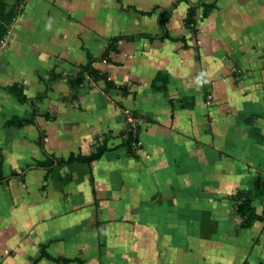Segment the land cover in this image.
Returning <instances> with one entry per match:
<instances>
[{"label": "crops", "instance_id": "1", "mask_svg": "<svg viewBox=\"0 0 264 264\" xmlns=\"http://www.w3.org/2000/svg\"><path fill=\"white\" fill-rule=\"evenodd\" d=\"M89 63L110 83L74 84ZM0 154V264H264V219L235 199L264 176V0H24Z\"/></svg>", "mask_w": 264, "mask_h": 264}, {"label": "trees", "instance_id": "2", "mask_svg": "<svg viewBox=\"0 0 264 264\" xmlns=\"http://www.w3.org/2000/svg\"><path fill=\"white\" fill-rule=\"evenodd\" d=\"M24 0H15L14 3H11L10 0H0V46L2 41L5 39L6 35L8 34V31L14 21V19L18 16L20 13V4L23 3ZM187 23L189 26L194 27L196 24L195 19V9L192 7L188 13V19ZM195 30V28H194ZM118 38L112 41V45L110 46L109 51L113 48L114 44H116V41ZM108 51V52H109ZM108 54V53H107ZM107 58V55L106 57ZM91 76L94 79L103 78L108 83V76L105 73L99 72L97 69H95L92 66V63H89L87 65H84L78 75L75 78H71L72 82L74 84L81 83L85 76ZM59 75H54L53 78H56ZM8 90L15 94L21 101H30L33 103V100L28 98L24 92L22 87L19 84H12L8 86ZM42 97V96H41ZM30 121V120H27ZM26 122V120H20L19 123L22 124ZM125 135V144L128 148V151L131 154H136L139 146L137 143L140 141L139 134L135 135L132 131H129L128 128H125L124 131ZM43 137V134H42ZM103 152V147L100 146L98 150L93 153L90 156H70L68 158H61L59 162L61 163H69L75 159L83 160V161H92L95 158H98L101 156ZM40 165H51L52 160H44L39 161ZM4 178L3 173V159L0 154V181H2ZM264 198V176L261 174L258 175L255 186L251 190H241L235 195V199L237 200V213L242 217L243 219V226L249 227L251 226L255 221L257 220H263L264 216L257 213L256 208L254 206V201L256 199H262ZM38 261L36 259L35 264H37Z\"/></svg>", "mask_w": 264, "mask_h": 264}, {"label": "built area", "instance_id": "3", "mask_svg": "<svg viewBox=\"0 0 264 264\" xmlns=\"http://www.w3.org/2000/svg\"><path fill=\"white\" fill-rule=\"evenodd\" d=\"M125 114L128 118V125H127V128L129 131H132L135 135H138L139 134V129L137 127V124H136V121H137V118L134 116V114L132 113V111L130 109H125ZM137 145L140 147L141 145V141H139L137 143Z\"/></svg>", "mask_w": 264, "mask_h": 264}, {"label": "clouds", "instance_id": "4", "mask_svg": "<svg viewBox=\"0 0 264 264\" xmlns=\"http://www.w3.org/2000/svg\"><path fill=\"white\" fill-rule=\"evenodd\" d=\"M203 75H204V74L201 73V74L197 77V79H196V83H197V84H200V83H201Z\"/></svg>", "mask_w": 264, "mask_h": 264}, {"label": "rangeland", "instance_id": "5", "mask_svg": "<svg viewBox=\"0 0 264 264\" xmlns=\"http://www.w3.org/2000/svg\"><path fill=\"white\" fill-rule=\"evenodd\" d=\"M10 2L11 3H14L15 2V0H10ZM24 2V1H23ZM23 4V3H22ZM22 4H20L19 6H20V9L22 8ZM129 109V108H128ZM124 114H125V110H124ZM126 115V114H125Z\"/></svg>", "mask_w": 264, "mask_h": 264}]
</instances>
